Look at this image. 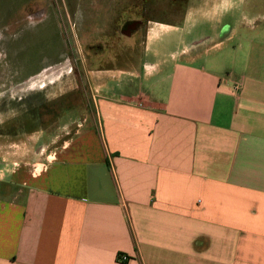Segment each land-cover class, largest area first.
Returning a JSON list of instances; mask_svg holds the SVG:
<instances>
[{"label":"crops","instance_id":"crops-1","mask_svg":"<svg viewBox=\"0 0 264 264\" xmlns=\"http://www.w3.org/2000/svg\"><path fill=\"white\" fill-rule=\"evenodd\" d=\"M51 3L0 0L25 52L0 60V128L18 133L0 136V264H264V0H210L191 28L144 21L82 60L84 83L42 91L51 19L66 39ZM9 163L45 165L20 181Z\"/></svg>","mask_w":264,"mask_h":264},{"label":"rangeland","instance_id":"rangeland-1","mask_svg":"<svg viewBox=\"0 0 264 264\" xmlns=\"http://www.w3.org/2000/svg\"><path fill=\"white\" fill-rule=\"evenodd\" d=\"M61 0H52L51 8L52 10H57L55 12H59L61 15V24L65 26V36L68 43V47H72L73 49V57L71 60L76 58L83 60L86 62L88 60V56L86 55L84 48L85 44L93 43L94 38L100 35L99 41L100 44L105 46L106 53L114 54L119 51L120 47L128 46L131 43L132 37L130 36H122L119 34L118 26L120 22L123 21L124 18L130 17L133 18H141L145 23L150 24L151 22L161 21L163 23L175 24L178 26H183V23L187 25V28H191V21L194 17L193 15H198L202 17V6L199 3H176L177 0H82V8L83 14L80 16H75L76 5L73 3V0H64V2L60 3ZM140 1V2H139ZM181 2V1H179ZM203 5V4H202ZM51 10V11H52ZM207 14L210 12V9L206 11ZM105 13H108L109 16L105 17ZM194 13V14H193ZM52 18V16H51ZM191 20V21H190ZM108 21V22H107ZM115 21V34H112L110 37H105L104 35L110 31H108L110 23ZM227 20L228 24L231 26L233 24L232 20ZM108 24H106V23ZM110 22V23H109ZM103 23V26H101ZM190 24V26H189ZM199 22L198 29L203 31V26L200 25ZM57 30V31H56ZM53 34V39L51 38V48H50V56L51 59L56 55L58 56L59 52L56 50L58 47V35L64 38V32L61 28L57 29L55 26L54 21L51 19L50 21V35ZM136 37V36H135ZM136 37L135 39H137ZM97 43V42H96ZM138 44L139 41H136ZM106 45H110L108 48ZM138 46V45H137ZM112 47V48H111ZM112 50H111V49ZM19 49V45H18ZM169 50L170 47L168 48ZM16 53L14 58L9 61L8 72L10 70L15 69L19 66L20 63H23V57L25 56V52ZM1 52V51H0ZM9 54V53H8ZM102 54V53H101ZM1 55V54H0ZM141 55H137L136 59L139 60ZM9 57V55H8ZM10 59V57H9ZM96 63L102 61L101 55H97ZM1 70L4 69V66L0 67ZM0 70V72H1ZM88 70V69H87ZM83 75V83L85 82L86 77L89 74H82ZM74 78L72 76L70 79L68 76L66 77L67 83L73 82ZM135 84H132L130 88L131 91L134 89L138 90L139 83L138 81H134ZM115 85L116 93H121L123 90L121 87L119 88L118 85ZM126 89L125 92L129 91ZM82 94L90 93V88L88 84H84ZM128 93V92H127ZM126 93V94H127ZM85 97V96H84ZM3 132V133H2ZM18 133H9L6 132L4 129L1 130L0 128V136L7 135L8 137L14 136L17 137ZM0 137V146L5 144H1ZM4 147V146H2ZM5 148V147H4ZM24 150V149H23ZM27 150H24L25 154ZM20 152V149H19ZM30 154L36 152V148L29 151ZM37 156V154H36ZM1 159V158H0ZM45 164L38 163L34 164H24V163H9L8 169L9 172H5L4 179L16 178L20 181L25 180L28 176H32L38 174L40 170L44 169ZM4 165L0 162V168ZM12 168V169H11Z\"/></svg>","mask_w":264,"mask_h":264},{"label":"flooded vegetation","instance_id":"flooded-vegetation-1","mask_svg":"<svg viewBox=\"0 0 264 264\" xmlns=\"http://www.w3.org/2000/svg\"><path fill=\"white\" fill-rule=\"evenodd\" d=\"M181 1V2H179ZM209 1L210 0H177L176 3H182V4H186V3H200L202 6V8L209 10L211 7H210V4H209ZM205 7H203V5ZM107 16H109V14L107 13ZM55 22V21H54ZM108 22V21H107ZM106 23V22H105ZM110 23V22H109ZM107 24V23H106ZM108 25V24H107ZM101 26H103V23H101ZM109 26V29H108V34L106 33L104 36L105 37H110L112 34H115V21L112 22V24L110 23ZM143 26H145V23L143 21V19L141 18H133L131 19L130 17H127V18H124L123 21L120 22V25L118 26V31L120 35L122 36H130V35H134L136 32H138L139 29H142ZM145 28V27H144ZM57 31V30H56ZM53 34H51V38L53 39ZM97 37L100 38V35H98ZM99 38H94V41L93 43H87L85 44V48H84V51L86 53V55L88 56V60L86 61L87 65L89 67H91L94 63H96V57L97 55H101V59L105 57V53L107 52L106 49H105V46L100 44L99 41ZM10 40L11 38L10 37H6L3 32L0 31V60L2 59L4 61L5 64H9V61H11V57H12V60L14 58V55L16 54L15 53V47L13 48L11 43H10ZM97 42V43H96ZM107 47H110V45H106ZM5 49V50H4ZM58 52H59V55L61 58L58 61V65H56V68L54 70L51 71V74L50 75H46V78H47V83H44V85H42L40 87V89H43L44 90H49V86L47 84H51L50 80L54 77V76H57L59 75L60 73L62 74L61 76L62 77H67L70 79V77L72 76V78H79L80 80L83 79V71H82V67H81V62L82 60L81 59H74V60H71V58L73 57L74 55V51L72 49V47H68V43H67V40L65 38H63L62 40V37L61 35L59 36L58 35V47L56 49ZM9 53V54H8ZM102 53V54H101ZM10 59H9V57ZM58 56H54L53 59L51 60V62H57V61H54V58L55 57H58ZM64 58V59H63ZM1 60V61H2ZM30 64L32 63V61L29 59ZM11 73H2L0 72V78H4V76H10ZM30 86V85H29ZM44 86V87H43ZM27 86H25L26 88ZM48 88V89H47ZM89 94V93H88ZM26 94L23 93L21 96H25ZM37 95V94H36ZM29 97L32 96V94H29L28 95ZM40 96V95H38ZM19 97V96H18ZM15 105H13L14 107L19 104V99L15 98Z\"/></svg>","mask_w":264,"mask_h":264},{"label":"built area","instance_id":"built-area-1","mask_svg":"<svg viewBox=\"0 0 264 264\" xmlns=\"http://www.w3.org/2000/svg\"><path fill=\"white\" fill-rule=\"evenodd\" d=\"M236 88H239V84H236ZM2 173H3V171L0 170V176H1Z\"/></svg>","mask_w":264,"mask_h":264}]
</instances>
